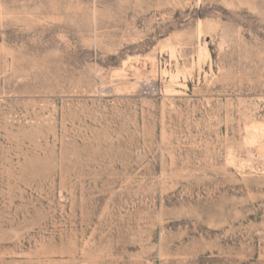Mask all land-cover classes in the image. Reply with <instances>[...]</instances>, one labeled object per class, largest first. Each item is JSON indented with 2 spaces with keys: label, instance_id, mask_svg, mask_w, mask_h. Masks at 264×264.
Returning <instances> with one entry per match:
<instances>
[{
  "label": "rangeland",
  "instance_id": "1",
  "mask_svg": "<svg viewBox=\"0 0 264 264\" xmlns=\"http://www.w3.org/2000/svg\"><path fill=\"white\" fill-rule=\"evenodd\" d=\"M0 264H264V0H0Z\"/></svg>",
  "mask_w": 264,
  "mask_h": 264
}]
</instances>
